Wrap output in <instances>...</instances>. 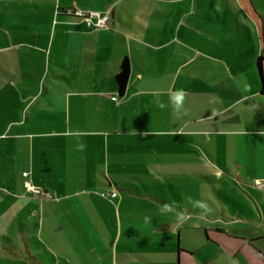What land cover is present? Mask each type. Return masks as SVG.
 <instances>
[{
    "label": "crops",
    "instance_id": "crops-1",
    "mask_svg": "<svg viewBox=\"0 0 264 264\" xmlns=\"http://www.w3.org/2000/svg\"><path fill=\"white\" fill-rule=\"evenodd\" d=\"M107 13L110 26L96 27ZM125 58L131 70L121 94L116 76ZM202 177L222 205L199 192ZM163 178L175 194L188 189L180 209L147 183ZM257 180L264 181V0H0V195L40 200L42 210L30 214L38 226L45 215L62 217V207L84 231L111 218L116 252L127 224L137 233L138 223L153 226L148 231L166 238L179 264L176 222L155 225L154 215L118 208L119 196L121 205L141 193L140 181L154 202L225 224L204 228L206 246L235 254L226 241L235 237L244 264H255L243 247L264 259L257 246L264 236L228 229L257 220L252 205L264 220ZM14 183L27 195L9 193Z\"/></svg>",
    "mask_w": 264,
    "mask_h": 264
},
{
    "label": "rangeland",
    "instance_id": "rangeland-1",
    "mask_svg": "<svg viewBox=\"0 0 264 264\" xmlns=\"http://www.w3.org/2000/svg\"><path fill=\"white\" fill-rule=\"evenodd\" d=\"M137 182L141 193L129 195L124 192L128 200L125 198L126 201L120 205L122 198L119 196L117 201L120 207L118 208H121L122 211L136 214L145 212L154 215V217H157L154 218L155 220L153 219L155 225L161 224L163 218L169 222H176L180 231L181 253L179 264H244L241 256L238 255L240 243L235 237L226 240L234 250L236 249L235 254L216 243H210L206 246L204 228L221 227L225 226V224L215 222L216 220H212L213 218H208L205 215L192 214L187 217L181 211L169 208V205L165 206L159 201L154 202L147 195L145 185L140 181ZM201 182L205 186L204 188L197 186L199 192L209 195L219 206L222 205L217 194L213 191L212 183L205 178L201 179ZM226 182L229 188L246 199L244 200L245 203L251 204L252 201L247 198V195L242 194L238 190V186L233 181L227 180ZM147 183L151 186L152 191L158 193L177 209L181 208V199L185 203L188 201V189L185 186H179L177 189L178 195L177 193L175 194L169 185V181L165 178L161 181L148 180ZM14 184L16 185L14 189H7L9 193L15 192L17 196L27 195L25 189H22L17 183ZM26 197L27 199H9L0 195L1 200L4 201L3 204H0V264H68L69 257L67 254L72 257L75 256L76 261H72L73 264H92V260H97L96 258L101 264H178L175 252H170L169 244L164 241L166 238L161 234L148 231L153 226H142L138 223L137 228L140 227L142 230L141 233H137L136 229L132 227L133 223L127 224L123 227L117 253L114 235L118 233L119 229L113 219L106 218L102 221L104 225L98 226V228L86 225L84 228L86 231H84L76 226L78 218L70 207H62V209L64 208L63 211H60L62 217L58 219V217L55 218L52 215H45V226H42V221H40V226H38V219L36 221L30 214L33 210H42V203L40 200L37 201L31 198L30 195ZM142 205L145 207H142ZM209 205L207 209L208 216L215 217L216 213L214 210L216 208L211 203ZM252 206L257 220H245L249 224L231 225L230 229H228L231 234L248 238L264 236V220H261V213L257 207H254L255 205ZM220 208L222 211V207ZM227 214L232 217L230 213ZM16 217L18 222L15 219ZM27 218L28 221H26ZM23 220H25L24 223L26 224L21 222ZM62 222L66 223L67 226H62ZM150 222H147V224ZM176 223H173V226L177 225ZM86 235L90 236L91 240L92 236L103 239L104 243L96 241L93 244H89L85 240L87 239ZM257 246L264 251V238L258 241ZM91 247L96 249V251L90 252ZM103 249H109L110 251L99 254V251ZM189 249L196 250V254L192 255ZM243 250L253 263L264 264V259L261 258L256 250L247 245L243 247ZM206 258L210 259L207 260Z\"/></svg>",
    "mask_w": 264,
    "mask_h": 264
},
{
    "label": "built area",
    "instance_id": "built-area-1",
    "mask_svg": "<svg viewBox=\"0 0 264 264\" xmlns=\"http://www.w3.org/2000/svg\"><path fill=\"white\" fill-rule=\"evenodd\" d=\"M75 13L79 16H82V17H88V19L90 20V17L87 16V13L82 11V10H76ZM94 25L96 27H109L110 26V17H109V14L107 13L105 16H100L98 15V18H97V21L94 23ZM116 99V97H115ZM25 176L28 175L27 172H24L23 173ZM25 185L26 187L28 188L29 191H32V192H40V189H36L35 187H32L30 185V183L28 182H25ZM255 187H258V188H264V181H261V180H257L255 182ZM115 193H113L111 196L112 197H115Z\"/></svg>",
    "mask_w": 264,
    "mask_h": 264
},
{
    "label": "trees",
    "instance_id": "trees-1",
    "mask_svg": "<svg viewBox=\"0 0 264 264\" xmlns=\"http://www.w3.org/2000/svg\"><path fill=\"white\" fill-rule=\"evenodd\" d=\"M259 68L261 69V62L259 65ZM130 64L127 58H125V60L122 63L121 69L118 72L116 79H117V83L119 86V91L120 93H124L128 80H129V76H130ZM3 196L9 198V199H13V197H11L10 195H6L4 192L1 193ZM3 200L0 202V204H3Z\"/></svg>",
    "mask_w": 264,
    "mask_h": 264
}]
</instances>
